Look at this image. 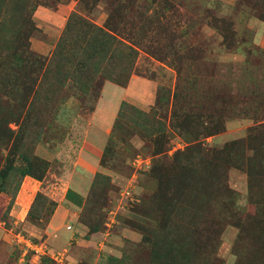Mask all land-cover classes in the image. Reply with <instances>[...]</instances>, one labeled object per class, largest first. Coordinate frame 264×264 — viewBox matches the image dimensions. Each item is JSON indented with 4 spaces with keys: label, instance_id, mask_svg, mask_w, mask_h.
<instances>
[{
    "label": "rangeland",
    "instance_id": "rangeland-1",
    "mask_svg": "<svg viewBox=\"0 0 264 264\" xmlns=\"http://www.w3.org/2000/svg\"><path fill=\"white\" fill-rule=\"evenodd\" d=\"M0 264H264V0H0Z\"/></svg>",
    "mask_w": 264,
    "mask_h": 264
},
{
    "label": "crops",
    "instance_id": "crops-1",
    "mask_svg": "<svg viewBox=\"0 0 264 264\" xmlns=\"http://www.w3.org/2000/svg\"><path fill=\"white\" fill-rule=\"evenodd\" d=\"M101 108L105 109V113L102 110V115L99 116V128L96 129L92 134L95 142L98 144H102L105 142L106 131L104 129V126L106 125V123L110 122V116L106 113V107L101 106L97 109ZM59 179L61 182H58L57 185L56 183L53 184L54 187L59 188V191L57 195V191H54V189L52 190V196L58 202V204L55 213L51 218V221L47 225L46 231L50 233L57 228H62L67 220H76L79 209H81L86 203V189L88 186V180L86 176L79 173L78 170L73 169L72 166H66L63 172V176L59 177ZM35 187L37 186L34 184V181H29L25 189L26 194H31L32 189ZM72 193L75 194L72 195ZM22 208L23 207H20L19 209L21 210ZM63 233L64 235H67L69 237H71V235L73 234L71 229H65ZM80 244L81 243L78 242L77 245L73 247V251L71 252L74 256H78L81 253Z\"/></svg>",
    "mask_w": 264,
    "mask_h": 264
}]
</instances>
